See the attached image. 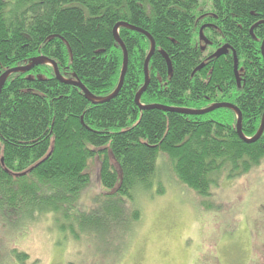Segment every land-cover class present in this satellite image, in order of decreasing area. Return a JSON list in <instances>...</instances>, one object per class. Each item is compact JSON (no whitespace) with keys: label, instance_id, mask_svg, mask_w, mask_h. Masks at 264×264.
<instances>
[{"label":"trees","instance_id":"trees-1","mask_svg":"<svg viewBox=\"0 0 264 264\" xmlns=\"http://www.w3.org/2000/svg\"><path fill=\"white\" fill-rule=\"evenodd\" d=\"M118 23L146 32L155 43L142 106L232 104L241 113L243 136L254 137L264 111V0H0V77L41 56L64 79L105 99L122 70L112 33ZM117 33L128 63L112 100L92 104L78 88L59 83L47 65L6 79L0 93L3 231L47 217L63 239L109 242L112 232L122 239L141 220L137 193L156 185V195L163 194L155 183L159 155L201 199L210 197L220 177L236 179L264 165V131L254 143L240 140L229 109L202 116L140 111L134 98L144 84L150 42L125 27ZM201 36L210 42L204 51ZM223 47L231 49L227 56L205 59ZM1 255L28 261L14 250Z\"/></svg>","mask_w":264,"mask_h":264},{"label":"rangeland","instance_id":"rangeland-1","mask_svg":"<svg viewBox=\"0 0 264 264\" xmlns=\"http://www.w3.org/2000/svg\"><path fill=\"white\" fill-rule=\"evenodd\" d=\"M158 157L155 183L163 194L156 195V185L137 193L141 220L122 239L118 232L109 242L63 239L40 217L23 230L0 227V250L27 255L25 264H264V165L236 179L220 177L201 199ZM1 256V264H19Z\"/></svg>","mask_w":264,"mask_h":264},{"label":"water","instance_id":"water-1","mask_svg":"<svg viewBox=\"0 0 264 264\" xmlns=\"http://www.w3.org/2000/svg\"><path fill=\"white\" fill-rule=\"evenodd\" d=\"M120 27H125V28H127V29H129V30H131L133 32H137V33L145 36L148 39V41L150 42V50H149V52H148V54H147V56L145 58L144 65H143L144 84H143L142 88L139 90V92L135 95V98H134V103L136 104V106L138 107V109L140 111L158 109V110H162V111H165V112H174V113H179V114L189 115V116H202V115H206V114L212 113V112H214L216 110L225 108V109L231 110L236 115L237 120H236L235 130H236V134H237V136H238V138L240 140L244 141L245 143H254L261 137V135H262V133L264 131V111H263V115H262V118H261V124H260V127H259L257 133L251 139H247V138H245L243 136L242 130H241L242 129V126H241L242 125L241 113L232 104L216 103V104H213L210 107L202 109V110L175 109V108H168V107L159 106V105L142 106L139 103V101H140V98H141L142 94L144 93V91L146 90V88H147V86L149 84L148 64H149V61H150L151 57L153 56V54L155 52V43H154L153 39L146 32H144V31H142L140 29H137L135 27L129 26L126 23H118L113 28V32H112L113 33V37H114L115 42L121 48L122 57H123L122 59L123 60H122V70H121V74H120L118 85H117L115 91L110 96H108L107 98H105V99H96L78 81L64 79L59 74V71H58L56 65L54 64V62H52L51 60H49V59H47L45 57H41V56L32 59L31 62L29 64H27L26 66L13 68V69H10V70H7L6 72H4L2 74V76L0 77V93L2 91V88H3L4 84H5L6 79L10 75L17 74V73H27L30 70L34 69L35 67L47 65V66H50L53 69L54 76H55L56 80L59 83L78 88L82 92L84 98L87 101L91 102L92 104H98V103H103V102H107L109 100H112L113 98H115L117 96V94L119 93V91H120V89L122 87V84H123V81H124V77H125V73H126V69H127V63H128L127 51H126L125 46L122 43V41L120 40V38L118 36V33H117V30ZM255 27L256 26H253L250 29V31H249L250 34H252V31H253V29ZM260 51H261L262 58L264 59V40H263V42L261 44ZM227 53H228V47H223V48H220L219 50H217L214 53L213 57L214 58H219L221 56L227 55ZM232 57H233V65H234L233 66V71H234L235 79L237 81V85L239 86V81H238V77H237L238 61H237V58H236V55H235L234 52H232ZM168 66H169V63H168ZM202 67H203V65H200L197 68V70L202 69Z\"/></svg>","mask_w":264,"mask_h":264},{"label":"flooded vegetation","instance_id":"flooded-vegetation-1","mask_svg":"<svg viewBox=\"0 0 264 264\" xmlns=\"http://www.w3.org/2000/svg\"><path fill=\"white\" fill-rule=\"evenodd\" d=\"M212 15V14H211ZM207 26H210L209 25V23H203V28L204 27H207ZM200 34H201V32H200ZM201 42H202V46H201V48L203 49L202 51H204L207 47L209 48L210 47V42H208V40H207V38H205V37H202L201 36ZM205 46H206V48H205ZM220 48H217L216 50H214L212 53H210L209 55L207 54V56L205 57V59H210V56L212 55V54H214L217 50H219ZM231 49L230 48H228V52L230 51ZM228 55V54H227ZM226 55V56H227ZM237 77H238V75H237Z\"/></svg>","mask_w":264,"mask_h":264}]
</instances>
